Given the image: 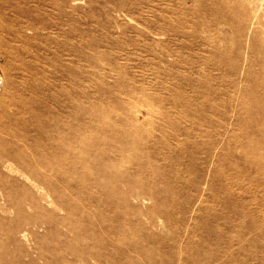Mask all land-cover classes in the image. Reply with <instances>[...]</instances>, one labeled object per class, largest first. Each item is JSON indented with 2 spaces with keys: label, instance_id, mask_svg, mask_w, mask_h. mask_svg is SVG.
Listing matches in <instances>:
<instances>
[{
  "label": "rangeland",
  "instance_id": "obj_1",
  "mask_svg": "<svg viewBox=\"0 0 264 264\" xmlns=\"http://www.w3.org/2000/svg\"><path fill=\"white\" fill-rule=\"evenodd\" d=\"M0 74V264H264V0H0Z\"/></svg>",
  "mask_w": 264,
  "mask_h": 264
},
{
  "label": "bare ground",
  "instance_id": "obj_2",
  "mask_svg": "<svg viewBox=\"0 0 264 264\" xmlns=\"http://www.w3.org/2000/svg\"><path fill=\"white\" fill-rule=\"evenodd\" d=\"M0 80H1V84H2V76H1V74H0ZM3 82H4V80H3ZM0 87H1V85H0Z\"/></svg>",
  "mask_w": 264,
  "mask_h": 264
},
{
  "label": "water",
  "instance_id": "obj_3",
  "mask_svg": "<svg viewBox=\"0 0 264 264\" xmlns=\"http://www.w3.org/2000/svg\"><path fill=\"white\" fill-rule=\"evenodd\" d=\"M0 85H1V80H0Z\"/></svg>",
  "mask_w": 264,
  "mask_h": 264
}]
</instances>
